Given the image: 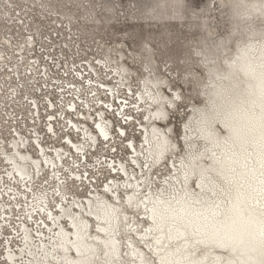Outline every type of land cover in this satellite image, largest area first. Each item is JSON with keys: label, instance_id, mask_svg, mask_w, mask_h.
Listing matches in <instances>:
<instances>
[{"label": "snow or ice", "instance_id": "obj_1", "mask_svg": "<svg viewBox=\"0 0 264 264\" xmlns=\"http://www.w3.org/2000/svg\"><path fill=\"white\" fill-rule=\"evenodd\" d=\"M19 7L0 0V20L6 27L10 19L19 25L5 31L0 43L12 53L9 61L16 58L15 87L9 91L29 104L32 121L21 125L24 118L8 115L5 104L0 264H264V0L251 5L210 0L203 9L201 0H174L164 6L179 10L180 17L191 12L211 39L184 58L177 55L172 66L163 61V72L150 59L142 62L147 76L140 95L154 105L144 120L167 122L182 113L184 135L173 143L172 129L153 128L154 140L146 137L149 147L145 151L141 144L139 152L135 133L143 113L137 109L134 116L128 95L117 102L122 94L100 79L103 74L110 82L114 72L123 82L133 75L123 49L115 61L111 55L89 61L87 75L75 61L71 68L66 60L57 66L43 43L37 60L39 29L25 24ZM32 7L51 18L43 0ZM160 9L133 4L123 15L151 23L163 18ZM253 12L262 19L259 32L244 23ZM55 15L59 27L64 18L71 23L59 11ZM221 21L226 27L219 31ZM39 36L51 47L49 37ZM53 67L65 69L62 76H49ZM205 75L201 93L197 85ZM193 91L206 97L203 107ZM128 93L137 95L131 84ZM40 100L46 123L38 127ZM199 140L203 151L193 142ZM119 151L126 155L117 163ZM45 230L50 244L40 239Z\"/></svg>", "mask_w": 264, "mask_h": 264}, {"label": "bare ground", "instance_id": "obj_2", "mask_svg": "<svg viewBox=\"0 0 264 264\" xmlns=\"http://www.w3.org/2000/svg\"><path fill=\"white\" fill-rule=\"evenodd\" d=\"M11 2L15 5L20 6L18 9H16V11L25 20L26 25L28 22H33L32 23V29H31L33 32H37V29H39V31L37 32L38 43L36 45V51H35V57L37 60L40 59L41 51H42V49L40 48V44L43 43L45 45L44 50L46 51V53H51L52 56L56 57L57 66L59 65L60 62H63L66 60L67 66L69 68H71L73 61H75V66L77 68H79L80 71L83 72L85 75H87L88 70H89L88 69V62L89 61H93L95 59L107 58L110 55H111L112 60L115 61V60L119 59V53L117 50L122 48L123 54L126 57V66L131 68L133 75L128 76L126 78V80H124L123 82H121V77L118 75H115L114 72L109 73V75L111 77L110 82H109V78L103 76V74H101L100 79L103 80V82L106 84V87L108 89H110L112 93L119 92L122 94L121 97H119L117 99V102H119L118 100L122 99L123 94H125V91L123 90L124 87H127V91H128L129 84H131V87L134 86V89H132V90L134 92H136L137 95L135 97H133L130 93H128L129 96H132L131 99H129V100H132L131 103H133L136 106L135 109H132V114L135 116V115H138L139 112H142L143 115H141V117H140L141 119L144 118V116H151L152 115V112L150 110L154 107V105L152 104L151 99L147 95H140V93L143 92L144 88H145V85L142 82V80L147 76V73L143 72L142 62L147 63L148 60L150 59L152 67L154 70L158 68L161 72L163 71L162 67H164V64H159L156 57H154V54H155L154 48H152L151 46L146 44L145 45L146 50L144 51V53L138 54V53H135V50H134V52L132 50H130V48L126 44L120 45V43H115L114 47H110V46L104 45V43H103L104 40L103 41L100 39L97 40L96 38H94L92 45H89V42L91 41L89 39H91V38H89L90 36L87 37L85 35L87 30H88L87 28H93L95 26H98L100 19L98 18V16L92 17L91 9L84 7V5L81 2H79V0H43V2L45 4L51 6L52 16L50 19L45 18L44 12H42L38 7L35 10H33L32 6L33 5H39L41 3V0H11ZM173 2H174V0H173ZM233 2L234 3L243 2V3H246L248 5H251V4H259L261 2V0H233ZM44 11L46 12L47 9H45ZM57 11H59L61 17H70L71 18L70 24H69L67 18L63 19V24H65L64 28L67 27V29H68V34H67L68 40L63 41L64 44H61L58 47L60 41L56 40L57 35L52 34L50 37L47 34L45 37H49L51 40V47H49L48 46L49 41L45 40L43 38H40L39 33L44 29L50 30L51 28L56 29L57 27L59 28V30L64 29L63 27L61 28L58 25L60 23V20L57 19L56 15H55ZM226 11H229L228 15L230 16L231 10H226ZM178 12H179V10H173L172 9L173 16L171 17V19H172L173 23H176V24L183 27V25L186 21L184 20V15L182 17L177 15ZM108 14H110V13H108ZM102 18L103 17H101V19ZM13 19H15V17H13ZM104 19H105V21L108 22V19H110V18L105 17ZM171 19H169V22ZM115 20H116V18H115ZM158 21H161V20H158ZM162 22L163 21H161V23ZM193 22L194 21H192L191 23H193ZM244 23L251 25L253 28H255L257 30V32H259L260 26L262 24V19L258 14L253 12L252 15L250 16V18L247 19ZM7 25H9L10 27H6L5 23L2 20H0V40L3 39V34L5 31H12L14 29H18V27H19L18 23L13 24L11 19L7 21ZM100 27L101 26H99L98 29H100ZM92 32H93V34L95 33L94 31H92ZM13 34H15V33H13ZM204 34H205V36H208L207 37L208 40L211 39L207 32H204ZM215 34H216V32L214 30L212 35L214 36ZM75 39H76V41H75ZM72 43H74L73 47L71 46ZM65 45H67V47H64ZM83 46L84 47L87 46V48H83ZM62 48H64L66 51L68 50L70 52V55H67L64 52H62ZM58 49H61V50H58ZM85 49H87V50H85ZM0 52H2L4 54V59H0V72H2V73H0V77L2 75V77L0 79V106H2L0 108V120H3L5 118V104H7L8 105V108H7L8 114L10 113V115H12V112H14V113H16V115H18L17 113H19L21 116V113H22L24 115V118H25V113H26V116H27V114L29 115L28 116V118H29L28 124H31L32 117L29 113L32 110L30 109L29 104L26 103L20 97H16L15 99H13L12 94L9 91L10 87H15L16 58L14 57L11 61L8 60V56L12 55V53L9 50H7L3 46L2 43H0ZM128 54H131V55H128ZM93 55H96V58H94ZM193 55H194V53H193ZM80 56H82V59L74 60ZM132 57H134V59ZM195 59L196 58L194 56L193 61H195ZM169 66H171V65H169ZM99 67H101V66H97V68H99ZM115 67H116V65L113 64L112 68H115ZM4 68H5V70H4ZM7 68H11V69H13V71L8 72V71H6ZM137 69H140L139 74H137ZM64 70L65 69H60V71L57 72V68L53 67L49 71V76H62ZM200 70L204 71L202 68ZM105 71H107V69H105ZM21 72L23 73L22 69H21ZM174 74L175 73H173V75ZM10 77H11V79H10ZM72 78H73L72 76L68 77L69 80ZM66 83H67V81H65V84ZM206 83H207V76L205 75L203 78V81L199 85H197L199 87L198 90L201 93L204 92V90H205L204 85ZM185 87H188V86H185ZM51 89H52V85L50 84L49 89H48L49 95H52ZM101 92H103V90H101ZM164 92H165V94H167L166 89L164 90ZM29 95L30 96L32 95L31 91H29ZM36 95L38 96L39 93H36ZM199 97H200L199 99L202 100V103L200 105H197V106L203 107L204 103L206 102V97L203 94L199 95ZM109 100H111L110 97H109ZM146 100L148 101V103H145ZM39 103H40L39 114L45 113V117H46V110L44 108V101L40 100ZM57 103H59V101H57ZM189 107H191V103L189 104ZM129 108L130 109L132 108V106L130 104H129ZM137 109L139 110V112L137 111ZM41 110H43V112H41ZM47 111H51V109H48ZM180 116L182 117V114ZM39 120H42V119H40V118L38 119V121H37L38 127H40L41 125L46 123V118L44 120H42L41 122ZM170 120H171V118H170ZM142 122H143L142 125L137 126L136 133H135L136 136L140 135L138 143L135 142L136 149L138 152L140 150L141 144H144L145 151H147L149 144L145 143L146 137H147V140L149 142L154 140L153 128L163 130L165 133L168 132V129H171V126L168 123L169 121L166 122L163 119H156V120L149 119V120H144V121L142 120ZM23 123H21V125ZM139 126H140V128H139L140 134H139V132H137ZM179 130H181L180 133H181V137H182L184 135L183 123H182V127H180ZM172 131H173V128H172ZM172 131L169 134V138L172 139L173 143H175L176 139H174V133ZM190 135H192V134L190 133ZM193 142L199 144L201 151H203L204 141L199 140V141H193ZM180 143L183 144V140H181ZM117 146L120 147L118 141H117ZM116 155H117V163H119V157L124 156L126 154L123 151H119ZM101 159H103V156L101 157ZM1 167L3 168L4 165H2ZM102 192H103V189H101V193ZM30 203H31V201H30ZM36 219H40V216L37 215ZM23 227L24 226L21 225V228H23ZM32 228L33 229L35 228L34 224L32 225ZM93 234H95V233L93 232ZM33 235H34V232H33ZM50 235L51 234L48 233L47 230H45L44 236L40 237V239L43 240L46 244H50L51 242L48 240V237Z\"/></svg>", "mask_w": 264, "mask_h": 264}, {"label": "rangeland", "instance_id": "obj_3", "mask_svg": "<svg viewBox=\"0 0 264 264\" xmlns=\"http://www.w3.org/2000/svg\"><path fill=\"white\" fill-rule=\"evenodd\" d=\"M79 2H81L84 5V7L91 9L92 17L98 16V18L100 19L98 26H95L93 28H87L88 30L85 35L87 37L90 36L89 38H91V39L88 38L89 40H91L89 42V45H92L94 38H96L97 40L99 39L102 41L104 40L103 43L105 46L114 47L115 43H120V45L126 44L130 48V50H132L133 52L135 50V53L140 54V53H144V51L146 50L145 45L148 44L149 46L154 48V52H155L154 57H156L159 64H164L163 61H167V63L172 66L173 60L176 58L177 55H179L181 58L188 56L190 54L191 49L195 48L200 41L205 40L208 37L205 36L202 29H199L197 27L195 20L191 15V12H186L184 14V20L186 22L184 23L183 27L172 22L171 19V17L173 16L172 8L164 7V6L172 3L173 0L171 1L170 0H79ZM209 2L210 0H201V8L202 9L205 8V6ZM185 3L190 4L191 0H185ZM133 4H137V5L148 4L150 6L154 4L160 5L161 6L160 11L162 12L164 11L163 12L164 16L162 19H156L151 23L143 18L140 19L134 18L130 14L128 18L125 19L123 13L129 12V9ZM226 12L229 14V11ZM214 15L219 16V13H215ZM117 16L119 17V19H117ZM101 17L103 18L101 19ZM105 17L110 18L108 19V22L105 21L104 19ZM169 19H171L170 22ZM225 19H227V16L225 17ZM158 20H161L163 22L161 23V21ZM192 21L194 22L191 23ZM99 26H101L100 29H98ZM225 27L226 25L223 23V21H221L219 23L218 30L222 31ZM47 30L48 29H44L40 33H43L44 36L48 34V36L51 37L52 34H56L57 32H59V35L56 34L57 35L56 40L60 41L58 47L61 44H64L63 41L68 40L67 27L62 30H59L58 27L56 29L51 28L50 30L48 31ZM92 31H94L96 34L95 33L93 34ZM73 45L74 43H72L71 46L73 47ZM83 48H87V46L85 47L83 46ZM62 52H64L67 55H70V52L68 50L66 51L64 48H62ZM82 56L74 60L82 59ZM93 57L96 58V55H93ZM193 57L194 55L191 54L192 60ZM162 68L164 70V67ZM197 88L199 87L197 86ZM132 89H134V86L132 87ZM123 90L125 91V94L128 95L127 87H124ZM184 90L185 92H188V87H185ZM192 95L195 98L196 104L200 105L202 103V100L199 99L200 97L196 95L195 91L192 92ZM109 97L112 99L111 95ZM131 97L132 96L128 95V99H131ZM131 101L132 100H129V104L132 106L134 104L131 103ZM1 107L2 106H0V108ZM41 112H43V110H41ZM13 113L14 112H12V114ZM17 114L18 116H20L19 113ZM181 114L172 116L171 120L168 122L171 126V129L173 128L172 132L174 133V139L177 138V134L181 136L180 133L181 130H179L180 127H182L181 116H180ZM8 115H10V113ZM40 115H41L40 119L44 120L46 118L45 113L43 114L40 113ZM21 116L24 118V115L22 113ZM28 116L29 115L27 114L26 116L25 113V118L23 120L28 122L29 121ZM23 120L21 121V123L24 122ZM42 120L39 121L41 122ZM141 120L144 121V118H142ZM139 128L140 126L138 127L137 132H139ZM139 138L140 135L139 136L135 135L136 143H138ZM1 166L2 165H0V169H2Z\"/></svg>", "mask_w": 264, "mask_h": 264}]
</instances>
